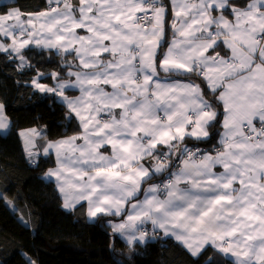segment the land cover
Instances as JSON below:
<instances>
[{"label": "snow or ice", "instance_id": "1", "mask_svg": "<svg viewBox=\"0 0 264 264\" xmlns=\"http://www.w3.org/2000/svg\"><path fill=\"white\" fill-rule=\"evenodd\" d=\"M46 4L3 6L0 52L20 68H32V49L61 57L60 71L36 70L29 85L58 99L78 130L18 135L37 166L38 139L54 155L44 176L62 206L107 218L129 246L151 225L195 257L210 248L222 258L205 264H264V0ZM11 127L0 103V131Z\"/></svg>", "mask_w": 264, "mask_h": 264}, {"label": "trees", "instance_id": "2", "mask_svg": "<svg viewBox=\"0 0 264 264\" xmlns=\"http://www.w3.org/2000/svg\"><path fill=\"white\" fill-rule=\"evenodd\" d=\"M6 1L0 0V11L5 5L24 12L47 7L46 0ZM25 55L32 68H20L18 59L0 52V103L12 122L7 134L0 133V193L6 197L0 200V264H28L29 259L35 264H205L209 257L222 259L210 248L195 257L162 233L152 235L145 245L129 246L112 234L107 218L85 222L62 206L54 182L44 178L55 164L53 155H43L44 140H37V166L18 133L36 128L55 140L76 132L77 122L66 118L67 109L58 99L34 92L29 85L36 70L60 71L61 57L41 49ZM216 130H221L219 125ZM217 139L201 146L210 148Z\"/></svg>", "mask_w": 264, "mask_h": 264}, {"label": "crops", "instance_id": "3", "mask_svg": "<svg viewBox=\"0 0 264 264\" xmlns=\"http://www.w3.org/2000/svg\"><path fill=\"white\" fill-rule=\"evenodd\" d=\"M10 0H7L6 2H9ZM169 22H171V14H169ZM169 31V33H170V36H167V39L168 40H171L172 39V32H171V30H168ZM168 33V32H167ZM8 41H5V43H7ZM218 51H221V49H218ZM222 54H223V52H222ZM42 83H46V84H49V85H51V84H53L54 82L52 81L51 83L50 82H43V81H41ZM197 82H199V81H197ZM68 94H70V95H76V94H78V93H75V92H69ZM59 101V100H58ZM220 131H222V129L220 130ZM218 139H219V137H218ZM217 139V140H218ZM217 142V141H216ZM215 142V143H216ZM214 143V144H215ZM213 145V144H212ZM105 154H109L108 152H106ZM53 157H54V155H53ZM54 160H55V158H54ZM55 166V164L53 165V166H51L50 168H52V167H54ZM47 172V171H46ZM44 178H45V176H44ZM46 180H48V181H52V182H54V178H45ZM54 184H55V182H54ZM66 209V208H65ZM66 210H68V211H74L82 220H84L85 222H90V221H93V220H89L88 218H87V215H86V206H85V208H81V207H79V206H77V208L75 209V210H69V209H66ZM146 228H147V230H148V232H149V238H151V236L153 235L152 234V228H151V225H146ZM153 237V236H152ZM172 238V237H171ZM174 239V238H173ZM149 239H147L146 240V242L148 241ZM146 242H143V243H137V244H141V245H145V243Z\"/></svg>", "mask_w": 264, "mask_h": 264}, {"label": "rangeland", "instance_id": "4", "mask_svg": "<svg viewBox=\"0 0 264 264\" xmlns=\"http://www.w3.org/2000/svg\"><path fill=\"white\" fill-rule=\"evenodd\" d=\"M8 132H9V130L6 131V132H4V131H0V133H1V134H4V135L7 134Z\"/></svg>", "mask_w": 264, "mask_h": 264}, {"label": "built area", "instance_id": "5", "mask_svg": "<svg viewBox=\"0 0 264 264\" xmlns=\"http://www.w3.org/2000/svg\"><path fill=\"white\" fill-rule=\"evenodd\" d=\"M201 147H203V146H201ZM211 147V146H210Z\"/></svg>", "mask_w": 264, "mask_h": 264}]
</instances>
